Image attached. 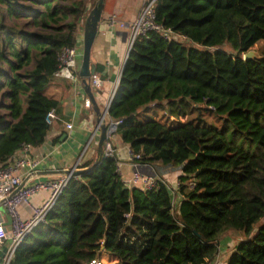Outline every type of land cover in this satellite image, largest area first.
Masks as SVG:
<instances>
[{"label": "trees", "instance_id": "16d2710c", "mask_svg": "<svg viewBox=\"0 0 264 264\" xmlns=\"http://www.w3.org/2000/svg\"><path fill=\"white\" fill-rule=\"evenodd\" d=\"M94 2L0 0V167L22 143L44 141L58 51L76 44ZM154 10L172 35L134 39L105 121L120 120L115 133L135 161L178 164L177 187L131 184L116 151L101 150L78 164L9 264L103 254L114 264H208L226 230L248 234L264 218V46L244 58L264 39V0H156ZM163 103L162 117L149 111ZM226 264H264V222Z\"/></svg>", "mask_w": 264, "mask_h": 264}, {"label": "crops", "instance_id": "0c3cea01", "mask_svg": "<svg viewBox=\"0 0 264 264\" xmlns=\"http://www.w3.org/2000/svg\"><path fill=\"white\" fill-rule=\"evenodd\" d=\"M142 2L143 0H103L101 19L90 52L91 62L95 64L94 75L101 79V86L98 88L90 84L100 111L106 108L114 79L120 75L126 56L128 32L127 29L118 27L117 22L133 20L138 14ZM111 17L114 20H111ZM82 26L83 23L80 22L76 43H79V39L82 37ZM48 90L56 95L59 100L55 107L56 114L49 125L44 141L38 145H31L30 152L39 159L38 165L34 170L52 172L31 175V171L21 169V181L25 179L24 184L31 179L45 178L48 175H54L72 167L78 160L85 142L91 135H93V140L84 150L79 161L95 159L96 157V143L98 141V134L95 131L98 122L97 113L93 106L90 109L83 103V98L89 95L81 78L77 81H72L68 78L53 76ZM102 103L103 106L100 105ZM105 119H107V115ZM67 123H71L70 128L67 127ZM110 140L112 145L115 146L114 150L119 158V172L124 178H128L134 169L133 161L125 155L129 146L118 137L115 139L113 134ZM138 168L144 172L161 176L155 165L142 163ZM48 195L49 190L47 188L39 189L31 195L30 203L39 205L47 199ZM18 210L21 217H29L31 205L22 203L19 205ZM7 213L5 205L0 206V216L5 220ZM223 237L222 234L217 241L220 250L216 252L214 259L208 264H226L232 248L226 246V240H224L225 242L222 241ZM8 242L0 244V264ZM224 258L226 259L225 262H223Z\"/></svg>", "mask_w": 264, "mask_h": 264}, {"label": "built area", "instance_id": "2783aa9c", "mask_svg": "<svg viewBox=\"0 0 264 264\" xmlns=\"http://www.w3.org/2000/svg\"><path fill=\"white\" fill-rule=\"evenodd\" d=\"M155 1L156 0H143L141 8L133 20L128 22H117L118 27L127 29L128 32L125 54H127L134 39L140 34H147L148 31L155 30L157 32H160L164 37L172 35V31L169 27H164L159 21L155 19ZM111 20H114V18L111 17ZM81 50L82 45H80L79 43L73 45H63L57 54L58 66L55 70L54 76L64 77L72 81H77L80 78L78 69L81 59ZM119 76L114 79L106 107L110 102L112 94L119 80ZM89 82L94 87L98 88L101 86V79L98 76H95L94 73L90 77ZM83 103L86 107L89 108H92L93 106L92 99L89 96H85L83 98ZM55 114V108H50L49 110H47L45 120L49 125L52 123ZM169 117L174 118V115H169ZM119 121L120 120L111 122L118 123ZM98 124L99 121L97 122V125ZM67 127L70 128L71 123H67ZM96 134H98L97 131ZM111 135L112 132H106V136L108 138L103 142L102 146V152L104 155H112L114 153V148L110 140ZM92 140L93 135H91L85 142L78 160L72 165V169L78 168V164L81 163L79 159ZM31 145L32 144H30L29 142L22 143L13 155L11 161L7 165L0 167V199L5 198L4 205L11 217L10 223L6 224L5 219L0 216V244L9 241L1 264H9L15 246L29 231L32 230V228L37 223L45 219L48 210L51 208L60 192L62 191L63 187L65 186L67 180L72 175L71 173L63 171L54 175H48L45 178L31 179L26 184L19 187L10 196V198H6L12 191H14L18 187L21 182L20 170L26 169L30 172L34 170L38 165L39 159L37 157H34L30 152ZM125 155L131 161H133L132 165L134 169L132 170L131 175L128 177V181L131 184L150 187L155 184L157 178H161L163 181H165L161 176L144 172L140 170V168H138L139 165L142 164L134 160V158L137 159V157L139 156L138 153L133 154L130 148H127ZM44 188H47L49 190L47 199H45L39 205H32L30 203L31 195L37 192L39 189ZM22 203H28L31 205V212L29 217H21L18 207ZM218 250H220V248L217 242V251ZM84 264H104V262L102 258H92Z\"/></svg>", "mask_w": 264, "mask_h": 264}, {"label": "water", "instance_id": "95a60500", "mask_svg": "<svg viewBox=\"0 0 264 264\" xmlns=\"http://www.w3.org/2000/svg\"><path fill=\"white\" fill-rule=\"evenodd\" d=\"M103 8V0H95L93 6L89 9L87 12L85 18L83 19V26H82V50H81V59H80V64H79V69H78V74L81 78V81L84 84V88L88 92L89 97L92 99V104L93 108L95 109L97 113V119L99 121V124L97 125V133H98V141H97V153L95 160H97L100 157L103 142L105 139V132H112L113 137L116 139L118 135L115 133V129L117 126V122H110L108 125L104 119L105 114L107 113V108L108 106L103 110L100 111L99 107L97 106L96 100L93 96V92L91 91V85L89 82L90 77L92 74L95 72V64L91 62L90 58V52H91V47L94 41V38L96 36L99 22L101 19V12ZM129 51V50H128ZM128 53V52H127ZM253 55V51L250 49L244 53V58H247L249 56ZM127 56V54H126ZM125 56V58H126ZM125 61V59H124ZM123 61V64H124ZM122 64V66H123ZM122 70V68H121ZM121 72V71H120ZM83 170V168H73L69 167L67 169H64V171L71 173V174H78ZM52 171H38L34 170L31 171V175H37V174H46ZM25 179H23L18 187L12 191L6 198H10V196L24 184ZM5 198L0 199V206L4 205ZM11 220L10 215L7 213L6 214V220L5 223L9 224Z\"/></svg>", "mask_w": 264, "mask_h": 264}, {"label": "rangeland", "instance_id": "374dc122", "mask_svg": "<svg viewBox=\"0 0 264 264\" xmlns=\"http://www.w3.org/2000/svg\"><path fill=\"white\" fill-rule=\"evenodd\" d=\"M79 44L82 45L81 38L79 39ZM222 46L226 49H229V46L227 44H222ZM263 46H264V39L257 40L251 48V50L253 51V54H261ZM100 105L103 106V103ZM163 107H166V103H163L157 106H150L149 111L155 112L157 117H162L163 110H164ZM207 119H211V117L207 116ZM154 165L157 167V171L161 174L162 178L166 181L168 186L172 188H176L177 187V176L180 173V166L178 164L162 163L160 161H156ZM263 222H264V218L261 217L259 220H257L254 223L251 231L248 234H245V232L241 230L228 229L223 233L224 237L222 241L225 242L224 240H226L225 242V244L227 243L226 246H228V248H233L234 245L237 242H239L241 239L251 237L256 231V229L258 228V226L262 224ZM101 258L104 264H114V259H112L113 257L108 256L107 254H103ZM225 260L226 259L224 258L223 262H225Z\"/></svg>", "mask_w": 264, "mask_h": 264}]
</instances>
